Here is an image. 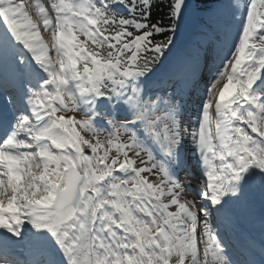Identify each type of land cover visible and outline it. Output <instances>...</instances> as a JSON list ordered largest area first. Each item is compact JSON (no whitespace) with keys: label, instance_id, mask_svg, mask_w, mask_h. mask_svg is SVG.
I'll return each mask as SVG.
<instances>
[{"label":"snow or ice","instance_id":"6c2138e0","mask_svg":"<svg viewBox=\"0 0 264 264\" xmlns=\"http://www.w3.org/2000/svg\"><path fill=\"white\" fill-rule=\"evenodd\" d=\"M0 264H264V0H0Z\"/></svg>","mask_w":264,"mask_h":264},{"label":"rangeland","instance_id":"374dc122","mask_svg":"<svg viewBox=\"0 0 264 264\" xmlns=\"http://www.w3.org/2000/svg\"><path fill=\"white\" fill-rule=\"evenodd\" d=\"M188 36H189V30L186 28V29L184 30V32L180 35V37H179V41H178L177 45H179L180 41H182V40H184V39H187Z\"/></svg>","mask_w":264,"mask_h":264},{"label":"bare ground","instance_id":"6f19581e","mask_svg":"<svg viewBox=\"0 0 264 264\" xmlns=\"http://www.w3.org/2000/svg\"><path fill=\"white\" fill-rule=\"evenodd\" d=\"M183 176H184V174L183 173H181V179H183ZM258 225V224H257ZM259 226V225H258Z\"/></svg>","mask_w":264,"mask_h":264}]
</instances>
